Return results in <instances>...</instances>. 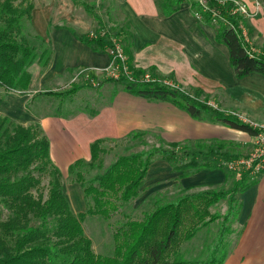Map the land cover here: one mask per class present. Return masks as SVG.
Returning <instances> with one entry per match:
<instances>
[{"label": "trees", "instance_id": "1", "mask_svg": "<svg viewBox=\"0 0 264 264\" xmlns=\"http://www.w3.org/2000/svg\"><path fill=\"white\" fill-rule=\"evenodd\" d=\"M71 1L92 16L96 22V31L94 35L77 34L71 26L66 27L80 41L95 51L107 52L112 59L111 33L105 30L101 15L85 0ZM195 1L161 0L159 6L162 14L169 16L178 11L181 4L188 3L192 14L200 12L202 21L208 24V12H201V7ZM208 6L215 10L221 9L220 12L227 8L214 1H209ZM33 8L31 1L0 0V90L3 92L0 93V103L5 94L16 92L21 95L28 90L31 83L29 67L34 62L41 71L49 66L53 52L48 41L35 33L34 37L40 42L38 50L30 45L25 32L29 28L26 22L31 26ZM226 19L229 21L227 24L219 21L214 38L217 43L226 46L235 76L243 78L250 73L264 75V55L248 51L236 25V17L226 15ZM116 34L126 55L125 66L132 71V76L130 78L125 75L122 63L117 62L120 73L115 81L124 83L127 92L149 100L170 102L194 118L208 110L214 114L215 119L231 128L246 132L249 136L257 132L236 115L208 107L206 102L193 100L178 88L160 80L138 81L135 76L146 69H134L132 32L127 18L123 26L117 27ZM125 42L128 43L123 47L122 43ZM79 69L86 68L80 66L68 71ZM81 88L82 85L78 83L62 94H53L73 96ZM46 92L52 94V91ZM104 141V138H98L90 143L87 165L84 159L79 158L68 167V173L73 176L72 182L79 184L86 202L85 210L74 213L63 192L60 171L52 165L49 141L39 123L25 126L0 114V264H222L227 254L224 244L229 232L228 223L237 221L241 207L236 194L256 182L249 172L237 176L228 189L184 191L174 200L157 204L142 219L126 220L114 233L112 255L96 254L93 251L92 240L85 234L82 222L87 215L108 219L119 211L122 204L136 199L146 180L149 166L156 160L166 161L172 171H182L179 177H186L202 169H221L227 179L229 172L223 161L241 157L242 154L214 151L213 147H208L207 153L222 159L199 160L202 149L187 153L184 148L178 150L179 143L166 142L165 145L145 152L119 155L104 171L85 179L82 170L84 166L90 169L101 168L100 154L105 152L101 143ZM195 144L203 146L199 141ZM205 146L208 145L205 143ZM218 147L222 148L220 145ZM44 174L49 176L45 197L42 191L37 194L32 192V189H38ZM223 199H227L225 212L222 215L211 213L210 207ZM3 208L8 210L5 219H2ZM218 218H221L222 223L208 251V257L204 260L185 258L181 244L190 241L201 227Z\"/></svg>", "mask_w": 264, "mask_h": 264}, {"label": "rangeland", "instance_id": "2", "mask_svg": "<svg viewBox=\"0 0 264 264\" xmlns=\"http://www.w3.org/2000/svg\"><path fill=\"white\" fill-rule=\"evenodd\" d=\"M26 1L33 2V14L35 22H37V24L36 27L33 24V27L32 24L30 26V24L26 22L27 27L29 28L25 29V32L27 33V36L29 38L30 45L35 46L39 50L40 42L37 38L34 37V34L36 32L39 36H42L40 33L41 30H36L41 28L39 23L41 25L44 23L45 20H43V18L45 19L46 15L52 18V22L57 21L55 16L57 7L59 6L63 11L68 10L67 7L69 6V3L67 1L69 0ZM85 1L91 4L94 11H97L98 14L101 15L105 23V30L111 33L113 45L118 44L121 47L116 32L117 27L123 26L125 24L126 17H124L122 12L120 11V0ZM257 1L260 4L259 6H263L264 8L263 0ZM195 2L197 3V0ZM74 9V16L72 17L77 19V22H79V24H81L83 21L78 18V15L88 21H93L94 26H92L91 30L87 33L88 35H94L96 31V22L94 21L92 16L85 13L81 6L74 7ZM224 9L225 10L223 12H220L221 9L215 10L213 8L211 9V11L201 10V12H208L210 21L207 23L211 25L214 30L217 29L219 21H222L225 24L229 23V21L226 19V15L236 17V25L238 29H240V36L243 39L245 45H247L246 47L248 51L253 54L260 53L264 55V23H261V30H257V28L254 27V24H252L250 20L242 18L236 14H232L230 12V7ZM65 19H67V17H65ZM200 19L202 21L201 17ZM255 19L259 21L264 20V13L263 15H259V17H256ZM254 21L255 20H253V22ZM49 24L50 21L48 25ZM67 24L68 23L65 22L63 23V25L65 26L71 25ZM48 25L45 29V35H47V30H49ZM71 27L73 28L72 25ZM187 32L188 34L195 35L194 31L192 30H187ZM213 39V43L218 47V50L212 51L207 55H202V58L197 57L198 61L196 62V65L198 67L195 65L196 58L193 59L194 63H191L193 68L183 67V69L185 70L184 73H188L195 79V81H199V87L201 89L188 87L181 81H175L176 83H174L171 77L161 80L157 78L156 73L154 71H151V69H146L142 74H137V76H135L134 72L133 74L138 78V81L140 82H153L154 80L158 82L160 80L161 82L168 83L167 85L178 88L181 92H183V94L189 96L193 100L203 103L206 102L208 107L219 108L220 106L219 104L217 105V102H219L222 94L227 93V88L230 89L228 95L233 96L234 100H237L240 105L246 100V98L248 97L247 95L252 94L253 96L259 95L257 99L259 101V105L264 106V95L262 97V93L257 92V90L261 91L263 89L258 86V83L256 84L249 82V80H247L248 78H246L247 76L243 78H237L235 76L233 68L230 65L226 47L217 43L214 37ZM127 43L128 42L122 43V46L124 47V45H126ZM211 59L213 60L211 61ZM111 61L112 59H110V62ZM180 61H184L188 65H190L188 63L190 59L187 56H185V60L182 57ZM133 65L134 69L139 68L135 65L134 61ZM85 68L86 69H79L73 72H65L60 76H54L50 83H45L42 85L40 84L39 78L41 74V68L36 62H34L29 67V71H31L30 73L34 74V76L33 80L31 79L28 90L21 95L16 92L5 94L3 95V100L0 104L1 114L2 112L8 113L10 115H12L11 113H16L17 117L14 116V118L16 117V119L18 120H23L24 114H29V112L36 114L39 117L51 115L68 119L75 117L73 119L76 120V123L78 122L77 124L79 125H77L74 129L73 127H66V131L62 132V129L55 126V128L52 129L49 134L51 162L53 166H56L59 169L65 168L66 164L69 165L77 158L90 156L88 142L91 140L94 141V139L97 137V134L101 133V131L97 124L90 125L91 123H88L87 119H89V116L94 115L101 106L109 102L112 97V92H114L115 89L124 87V83L115 81L117 80V78L114 76L115 71L111 70V68L101 71L95 69H93L92 71V68ZM127 71L130 73V76H132V71ZM78 83L82 85V88L73 96H55L53 94H62L67 89H70L72 85L77 86ZM176 84H178V86ZM202 90L209 91L210 93L203 92ZM46 91H52V94H46ZM0 93H3L2 90H0ZM24 95L30 97L25 107L18 101L19 98L21 99L20 96ZM9 98L13 99V103H9L10 105L8 104ZM149 101L159 102V100ZM223 103L225 104V102ZM4 106L6 108H2ZM223 108H226V104ZM248 110L250 111V109H246V112H249ZM262 110L264 111V107ZM233 113L236 112L232 111V114ZM199 117H201L202 119H209L213 121L212 123H209L208 126L202 127L199 124L195 125L185 123L182 119L176 122L175 119H172L167 115L157 114L155 116V119L150 120L151 123L147 125V128L149 129L145 131L144 134L130 133L125 138H105V141L101 143V147H103V149L105 150L104 153L100 154V159L102 162L101 168L90 169L88 168V166H84L85 168H82L84 178L89 179L92 175L104 171L107 166L111 164V162H113L119 155L128 154L131 152H145L150 150L151 148L165 145L166 142L172 140L180 142V147L178 149L179 151L184 148L187 153H192L202 149L201 153L198 156L199 160H220L221 157H217L214 154L207 153L208 147H213L214 151L221 150L222 152L228 151L230 153L240 152L242 156L249 153L252 148V140L251 136H249L246 132L231 127H226L223 122L215 119L214 114H212L208 110L202 111ZM141 128L143 130V128H145L144 125ZM174 128H177L178 130H174ZM203 134L214 137L215 142L206 143V145L208 146H205V142H202L204 147H198L196 146L195 142L191 143L189 141L190 137L198 135L202 136ZM199 142L201 143V141ZM219 145L220 147L222 146L221 149H219ZM179 153L180 152H178V154ZM84 160L86 161L85 165H87L89 158H84ZM226 170L229 172V177L225 179L223 183L215 185L214 187L200 185L188 191L189 189H183L180 185L179 176L181 175L182 171H173V173H171V168L166 161H154L149 166L146 180L141 187L140 195L136 199L132 200L129 203L122 204L119 208V211L113 214L108 219H104L97 215H87L85 217L82 225L85 234L92 240L93 251L96 254L112 255L115 246L114 233L121 224H123L126 220L142 219L143 216L154 209L157 204L174 200L180 193L184 191L197 192L203 190L230 188L232 185V181L237 176L227 168ZM61 172L60 174L62 189L66 198L72 202L71 205L73 203L75 205V202H77L75 200H77L79 193V199H81L79 200L80 204L81 201H83V205L81 204L83 208L81 210H85L86 202L79 184L76 182H72L73 176L66 170L63 173ZM48 180V174L42 175L38 189H32V192L34 194H37V192L42 191L45 197L48 188ZM74 186H76L74 190H71V187ZM71 191L72 195L70 196ZM236 197L238 198V194H236ZM226 204L227 199L220 200L218 203L210 207V212L219 213L222 215L226 210ZM7 214L8 210L3 208L2 219H5L7 217ZM221 223V218L214 220L210 224L201 227L198 230L196 236L190 241L182 243L180 247L183 251L184 257L190 260L206 259L208 257V251L209 249L211 250L214 239L218 233V230L220 229ZM228 225L229 232L225 239V250L228 249V240L230 239L229 235L233 234L236 228V223L232 224L231 222H229Z\"/></svg>", "mask_w": 264, "mask_h": 264}, {"label": "crops", "instance_id": "3", "mask_svg": "<svg viewBox=\"0 0 264 264\" xmlns=\"http://www.w3.org/2000/svg\"><path fill=\"white\" fill-rule=\"evenodd\" d=\"M241 1L245 2L250 10L256 11L253 17L246 19L250 20L257 30H261V23H264V20L259 21L255 18L259 17V15H263V6H258L257 9L255 7L256 2H258L257 0ZM67 2L69 3L67 7L68 10L63 11L59 6L57 7L55 14L57 21L52 22V18L46 15L45 19L43 18V20H45L44 23L42 25L39 23L41 28L36 29L37 31L41 30V35L48 41L53 52L49 66L44 71H41L39 78L40 84L42 85L50 83L54 76H60L65 72H71L68 71V69L74 70L83 66L90 69L92 68V71L93 69L101 71L107 69L110 65V56L107 52L102 50L95 51L91 46L80 41L76 37L75 33L88 34L87 32L94 26L93 21H88L78 15V18L83 21L79 24L77 19L72 17L74 16V7L78 6H74L70 0ZM159 3V0H120V11L129 21L130 30L132 32L131 49L134 56V63L141 69L151 68L152 71L156 73L157 78L161 80L171 77L174 83H176L175 81H181L188 87L201 89L199 87V81H195L191 75L184 73L185 70L183 67L193 68L191 65V63H194L193 59L196 58V65L198 61L197 57L202 58V55H207L212 51L218 50V47L213 43L215 30L211 25L196 19L187 3L181 4L179 10L169 16H164L162 14ZM33 13L34 10H32L31 24L32 26L34 24L36 27L37 22H35ZM65 17H67V19H65ZM253 20L255 21L253 22ZM49 21L50 25H48ZM64 22L71 24L75 33L70 31L66 26L61 28L56 27L63 25ZM47 25L49 26V30H47V35H45L44 33ZM187 30L194 31L195 35L188 34ZM36 34L38 33L36 32ZM185 56L190 59L191 62H188L190 65L184 61H180L182 57L185 60ZM212 60L213 59H211V61ZM33 76L34 74H31L32 80ZM246 78H248L247 80H249V82L258 83V86L263 90H257V92L262 93L263 97L264 75L250 73ZM176 85L178 86V84ZM202 91L210 93L209 91ZM226 91L227 93H224L226 95L222 94V99L220 98L219 102H217V105L219 104L220 106L217 109L228 113H232V111L236 112L239 117L249 119L256 123L264 122V111L262 110L264 106L259 105V101L257 100L259 95H247L248 97L246 100L240 105L237 100H234L233 96L228 95L230 89L227 88ZM20 97L21 99L19 98L18 101L25 107L30 97L27 95ZM223 102H225L226 108H223L225 107ZM9 103H13L12 98L8 99V104ZM2 108L6 107L4 106ZM246 109H250V111L248 110L249 112H246ZM11 114L12 115L2 112L1 115L9 116L11 119H14V121L25 126L32 123H39L48 141L50 131L54 129L55 126L62 129L63 132L66 131V127H73L74 129L79 125L77 124L78 122L76 123V120L73 119L75 117L70 119L52 115L39 117L29 112V114H24L23 120H18L16 119V113ZM157 114L167 115L175 119L176 122L182 119L185 123L199 124L202 127L208 126V124L213 121L202 119L201 117L194 118L185 110L167 101L154 102L130 94L124 87L115 89L114 92H112V97L109 102L101 106L94 115L89 116L87 121L91 123L90 125L97 124L100 128L101 133H98L95 139H119L127 137L130 133H145V131L149 129L147 125L151 123L150 120L155 119ZM14 116L16 117L14 118ZM143 125L145 128L142 130L141 127ZM225 126L229 128V126ZM175 129L177 128H174V130ZM92 141L93 140L88 142L89 145ZM189 141L191 143H196L198 141L203 143L215 142L214 137L205 134L202 136H192L189 138ZM169 142L180 143L176 140ZM84 158L88 159L90 156ZM69 165L66 164L63 169L57 168L60 172L62 170L61 173L65 170L68 172ZM171 173H173L172 170ZM179 178L182 188L189 189L188 191L200 185L214 187L215 185L223 183L226 179L225 173L221 169H202L186 177ZM255 180L256 182L254 185L238 194V199L241 202L239 216L235 222V232L229 235L230 239L228 240L227 254L222 264H264V171L256 175ZM75 187L76 186L71 187V190H74ZM71 195L72 191L70 193V196ZM78 195L80 196L79 193ZM79 196L77 200H75L77 201L75 205L74 203L71 205L72 202L68 199L74 213L83 211L81 210L83 208V201H81V205Z\"/></svg>", "mask_w": 264, "mask_h": 264}, {"label": "built area", "instance_id": "4", "mask_svg": "<svg viewBox=\"0 0 264 264\" xmlns=\"http://www.w3.org/2000/svg\"><path fill=\"white\" fill-rule=\"evenodd\" d=\"M209 1H214L220 6L230 7V12L232 14H236L242 18H250L256 14V11L250 10L248 5L240 0H197V3L201 7V10L211 11L212 8H209L208 6ZM259 5V2H256L255 7L258 9ZM194 16L197 19H200L201 13L196 11L194 12ZM110 55L112 57V61L110 62L108 68L115 71L114 76L117 77L119 75L120 72L118 63H122V72L130 77V73L127 71L126 66H124L126 55L118 44H114L111 47ZM162 83L168 84L165 82ZM233 114L240 120L248 123L252 128L256 129L257 132L251 136L252 148L248 154L237 158L225 159L223 164L225 168L232 171L236 176H239L243 172H249L252 177H255L264 171V122L256 123L249 119L241 118L236 113Z\"/></svg>", "mask_w": 264, "mask_h": 264}, {"label": "water", "instance_id": "5", "mask_svg": "<svg viewBox=\"0 0 264 264\" xmlns=\"http://www.w3.org/2000/svg\"><path fill=\"white\" fill-rule=\"evenodd\" d=\"M263 2H264V0H263Z\"/></svg>", "mask_w": 264, "mask_h": 264}]
</instances>
